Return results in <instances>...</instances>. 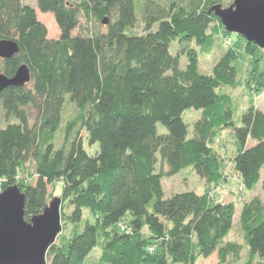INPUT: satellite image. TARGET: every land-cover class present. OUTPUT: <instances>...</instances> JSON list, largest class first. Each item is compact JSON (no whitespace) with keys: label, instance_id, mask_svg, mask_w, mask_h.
I'll return each instance as SVG.
<instances>
[{"label":"trees","instance_id":"obj_1","mask_svg":"<svg viewBox=\"0 0 264 264\" xmlns=\"http://www.w3.org/2000/svg\"><path fill=\"white\" fill-rule=\"evenodd\" d=\"M217 4L227 1L138 0L136 12L134 0H36L37 9L0 0V41L18 45L0 58V75L23 64L30 73L25 85L0 91L1 190L20 188L26 220L53 197L72 208L70 231L48 247L47 264H84L94 248L101 264H195L213 254L217 264H264L260 195L242 202L233 241L232 202L208 191L165 197L162 188L185 170L207 188L223 183L228 161L214 144L227 131L240 187L264 192V111L249 101L237 125L222 90L248 81L246 61L261 62L263 49L232 37L209 12ZM37 10L52 14L58 38ZM220 33L227 49L201 73L199 59ZM191 109L201 116L189 136L182 113Z\"/></svg>","mask_w":264,"mask_h":264},{"label":"water","instance_id":"obj_2","mask_svg":"<svg viewBox=\"0 0 264 264\" xmlns=\"http://www.w3.org/2000/svg\"><path fill=\"white\" fill-rule=\"evenodd\" d=\"M228 33L239 35L264 49V0H232L210 8ZM106 24V21H103ZM18 45L11 40L0 41V58H11ZM29 69L20 65L11 78L0 75V91L25 85ZM59 197H53L44 210L26 220L25 194L16 185L0 191V264H47L46 251L61 231Z\"/></svg>","mask_w":264,"mask_h":264},{"label":"rangeland","instance_id":"obj_3","mask_svg":"<svg viewBox=\"0 0 264 264\" xmlns=\"http://www.w3.org/2000/svg\"><path fill=\"white\" fill-rule=\"evenodd\" d=\"M23 4H28L31 7L37 9L36 0H21ZM227 5L223 7H227L229 4L232 3V0H226ZM135 2V11L138 12V0H134ZM37 17L38 19L46 26L48 37L49 38H58L59 30L55 23V20L50 13H41L37 10ZM156 28V27H155ZM104 29V28H102ZM77 30H75L76 32ZM232 37H235L233 34ZM215 45L213 50L201 56L199 59V71L204 74H210L212 72V68L215 63L220 59L223 52L227 49L226 40L224 39V35L222 33L215 35ZM235 40V38H234ZM236 46H241V40L237 39ZM178 48V44L176 41L171 42L170 44V52L175 53L176 49ZM186 63V58L183 57L181 59V66L184 67ZM246 68L252 72V75H248L249 79L246 81V76H243L241 83L234 87H223V92L229 94L232 97L233 105L235 107V115L234 120L236 124H239L240 115L245 112L249 106V101L253 102V105L264 111V74L261 73L262 70L264 71V49H263V57L262 61L256 63V65L251 62L249 65V61H246ZM66 115H70L73 112L72 106L68 105L65 108ZM201 112L199 110H185L182 113V119L187 125L188 134L189 136L192 135V130L195 122L200 118ZM3 119L0 116V126H3ZM159 131H163V128L159 125ZM228 132H223L221 136V140L214 144V147L219 151L220 154L225 156V159L228 161L225 163V173L227 174V179L217 186H210L207 188L205 186L204 181L200 179L195 172L190 170L182 171L181 173L166 177L162 179V188L165 194V197H169L173 193H180L185 191H194L197 194H201L205 191H208L212 196H215L216 199L223 201V202H232L235 207V214L233 216V227L230 233L228 234V239L233 241H240L236 233H234V229L238 227V217L241 208V204L244 200L250 199L254 195H260L264 198V192L260 190V185L254 188L253 191H244L239 185V181L237 180L236 176L233 173L231 168V163L229 161L230 155L233 153L234 148L227 138ZM97 148V147H96ZM92 153L93 149H89ZM228 154V155H227ZM264 178V173L262 174ZM58 186V185H57ZM55 189L54 195L58 196L60 193ZM242 190V191H241ZM1 191V186H0ZM72 211L71 207L66 206L65 204L60 208V224H61V231L59 235H68L71 223L69 220V215ZM57 236V237H58ZM57 240V238H56ZM55 240V241H56ZM100 250L99 248H94L90 254L86 257L84 264H101L99 261ZM195 264H217V260L215 254L207 258H199Z\"/></svg>","mask_w":264,"mask_h":264},{"label":"built area","instance_id":"obj_4","mask_svg":"<svg viewBox=\"0 0 264 264\" xmlns=\"http://www.w3.org/2000/svg\"><path fill=\"white\" fill-rule=\"evenodd\" d=\"M230 42H231V40L228 38V39H227V43H230Z\"/></svg>","mask_w":264,"mask_h":264}]
</instances>
